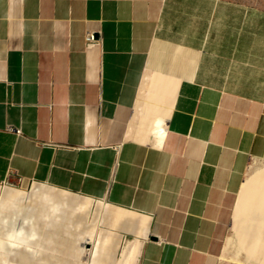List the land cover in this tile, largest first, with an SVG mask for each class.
Returning <instances> with one entry per match:
<instances>
[{
	"label": "crops",
	"instance_id": "0c3cea01",
	"mask_svg": "<svg viewBox=\"0 0 264 264\" xmlns=\"http://www.w3.org/2000/svg\"><path fill=\"white\" fill-rule=\"evenodd\" d=\"M253 160L264 0H0V184L78 197L69 264H215Z\"/></svg>",
	"mask_w": 264,
	"mask_h": 264
},
{
	"label": "bare ground",
	"instance_id": "6f19581e",
	"mask_svg": "<svg viewBox=\"0 0 264 264\" xmlns=\"http://www.w3.org/2000/svg\"><path fill=\"white\" fill-rule=\"evenodd\" d=\"M78 202L77 196L45 183H34L29 191L10 186L0 188V263L35 264L37 253L27 238L34 233L32 213L46 219L51 213L56 216L66 208L73 210ZM232 224L239 251L245 250L253 264H264V165L258 166L244 181ZM96 241L92 233L80 237L82 264H98L100 245L95 247ZM230 244L229 238L223 253Z\"/></svg>",
	"mask_w": 264,
	"mask_h": 264
},
{
	"label": "rangeland",
	"instance_id": "374dc122",
	"mask_svg": "<svg viewBox=\"0 0 264 264\" xmlns=\"http://www.w3.org/2000/svg\"><path fill=\"white\" fill-rule=\"evenodd\" d=\"M262 165H264V161L253 160L250 163V168L247 170L246 177L253 174L257 167ZM34 183L37 182H28L25 184H21L18 186V188L29 191L31 190ZM4 186L9 185L0 184L1 190L4 188ZM57 213L56 216H54L55 214L51 213V215L46 219H40L39 214L32 213L33 222L31 224L32 228L34 229V233L30 236L28 235L27 238L28 242L31 243V245L34 247V251H36L37 253V255L34 256V259L36 261L35 264H57L59 262V257H62V264H69V261H67L68 257L64 254L65 252L67 253L68 250H66L67 242L64 241L66 236L63 235L66 225L68 224L69 211L67 210L64 213L59 211ZM94 214L95 209H92L88 215V219L92 220ZM231 227L232 228L229 234L231 244L227 252L223 253L215 264H253L254 260H248V253L245 250L239 251L238 238L236 235V231L233 228V224L231 225ZM131 236H133L132 233H130L129 236H124V239H122L121 241L117 240L115 242L118 246L114 258L120 256L125 242L130 239L128 237ZM59 249H61L60 253L62 255H58Z\"/></svg>",
	"mask_w": 264,
	"mask_h": 264
},
{
	"label": "built area",
	"instance_id": "2783aa9c",
	"mask_svg": "<svg viewBox=\"0 0 264 264\" xmlns=\"http://www.w3.org/2000/svg\"><path fill=\"white\" fill-rule=\"evenodd\" d=\"M97 34L98 33L94 31H88L86 33V37H85L86 49H89L91 47H94L100 44V40L98 39ZM7 130L15 131L18 134L21 133L20 129L15 128L14 126H11V125L7 126ZM46 144H51V143L47 142ZM22 182L23 180L21 176H19L18 173L15 170H13L8 174L7 179L1 184L9 185V186H19L22 184Z\"/></svg>",
	"mask_w": 264,
	"mask_h": 264
}]
</instances>
